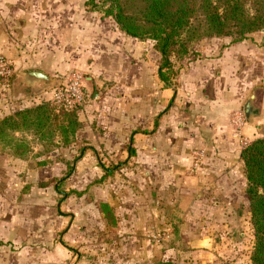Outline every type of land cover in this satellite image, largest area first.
Here are the masks:
<instances>
[{
	"label": "crops",
	"instance_id": "0c3cea01",
	"mask_svg": "<svg viewBox=\"0 0 264 264\" xmlns=\"http://www.w3.org/2000/svg\"><path fill=\"white\" fill-rule=\"evenodd\" d=\"M87 1L0 0V55L13 61L21 76L39 71L55 80L56 74L79 69L111 80L105 86L96 79V93L81 104L76 139L93 152L78 163L75 175L88 179V173L99 172L103 161L85 162L92 153L119 160L109 170L111 185L101 186L109 191L101 188L95 200L111 209L117 225L112 231L126 239H117L113 250L129 259L116 262L231 264L233 240L245 235L241 231L250 217L241 214L246 207L241 140L264 136V44L221 40L216 51L180 71L172 90L135 50L136 39L88 8ZM52 85L13 83L17 95L0 91V120L50 100ZM252 95L254 118L244 123L238 139L232 116ZM177 96L169 114L156 119ZM0 160L14 166L2 152ZM20 231L0 216V245ZM170 237V250L147 255L149 242ZM0 264L16 260L0 257Z\"/></svg>",
	"mask_w": 264,
	"mask_h": 264
},
{
	"label": "rangeland",
	"instance_id": "374dc122",
	"mask_svg": "<svg viewBox=\"0 0 264 264\" xmlns=\"http://www.w3.org/2000/svg\"><path fill=\"white\" fill-rule=\"evenodd\" d=\"M96 1L98 3L99 0ZM90 2L91 0L87 1L88 8L92 9ZM95 5L100 9L102 7L101 4ZM98 14L101 18H111L105 16L103 10L98 11ZM224 39L231 43V37L193 39L186 43L187 52L185 55H171V68L165 72L168 75L169 84L164 85L172 90H177L180 71L184 74V69L188 68L192 61L197 58H206L210 52L216 51L220 47L221 40L224 41ZM247 39L257 40L263 45L264 30L248 35L245 40ZM154 45L155 43L151 40H136L135 50L138 51V54L141 53V58L144 57L151 67L155 65L158 71L160 55ZM0 56L11 61L3 55ZM11 63L13 76L8 82V86H10L8 89H1L5 86L0 85V91L8 90L10 96H13L19 92L18 89L13 90V83L20 86L26 84L13 61ZM83 71L74 69L71 72H77L82 76L83 86L86 90V102L94 95L92 93L98 85L96 79L105 86L112 84L108 77L103 79L102 76H94ZM71 72L56 74L54 76L56 82L49 89L53 92L56 87L66 82ZM46 102H50V100ZM176 104H178V96L169 102L168 108L156 119L169 114L170 107L174 108ZM80 111L81 109L77 114L79 128L70 143L66 145L61 144L57 135L54 144L45 143V145L30 134H20L16 137L23 138L30 149V152L23 158L9 155L8 150H2L3 147L0 146V152L8 155V158L14 161L12 167V165L2 166L4 163L0 160V201H3V204L0 205L2 207L0 216L6 221H14V225L21 230L16 237L7 236L1 242V258L4 257L8 261L16 260V264H53V262L55 264L56 262H62L61 264H121L115 260L118 258L129 259L127 253L120 255L113 250L117 239H120V242H126L125 237L117 236L112 231V228L117 226L113 212L107 204H99L95 201L102 184L111 185L114 172L108 173L107 171L112 168V164L118 163V158L110 160V157L106 155L95 156L92 153V156L87 157L85 162L94 164L103 161L99 172L94 170L88 173V179L82 176L78 178V175H75V167L78 163L85 158L86 153L93 152L90 147L85 146L86 142L82 144L76 139L81 128L78 118ZM245 122H247L246 119ZM153 131L155 128L151 132H147V130L144 132L152 133ZM2 157L5 158V156ZM81 180L85 181V184L79 186L78 183ZM102 189L109 191L107 186ZM243 210L241 214L244 212L246 216V213H249L247 198L246 207ZM100 213L103 214V217ZM241 232L245 235L238 236V240L237 238L233 240V250L228 258L231 264H251L250 256L253 250L254 232L250 224V217ZM173 243L174 240L171 237L159 243L149 242L146 248L147 255L148 251L152 254L155 250L158 253H165L172 248ZM154 245H157L155 249ZM158 261L156 258L155 261H149L148 264H156ZM143 263L144 259H141L135 264Z\"/></svg>",
	"mask_w": 264,
	"mask_h": 264
},
{
	"label": "trees",
	"instance_id": "16d2710c",
	"mask_svg": "<svg viewBox=\"0 0 264 264\" xmlns=\"http://www.w3.org/2000/svg\"><path fill=\"white\" fill-rule=\"evenodd\" d=\"M90 4L91 10H103L111 17L125 35L155 43L160 55L158 77L164 84H169L165 72L171 68V55H185L186 43L193 39L231 37V43H238L264 30V0H91ZM80 109L81 105L68 109L45 101L17 110L0 120V146L23 158L30 149L16 137L20 134H30L43 144H54L57 135L66 145L79 128ZM241 160L254 232L250 262L264 264V136L242 149Z\"/></svg>",
	"mask_w": 264,
	"mask_h": 264
},
{
	"label": "built area",
	"instance_id": "2783aa9c",
	"mask_svg": "<svg viewBox=\"0 0 264 264\" xmlns=\"http://www.w3.org/2000/svg\"><path fill=\"white\" fill-rule=\"evenodd\" d=\"M11 61L5 59L0 56V85L8 86V82L13 76ZM86 98V92L83 86L82 76L77 72H71L66 80V82L62 83L58 87H56L50 98V102L55 106H62L64 108H73L76 105H81ZM231 123L234 128L233 136L236 138H241L240 130L245 123V118L243 112H235L233 113ZM241 143L245 147L248 143ZM243 147V148H244ZM200 157V155H198ZM198 161H196L194 167H197Z\"/></svg>",
	"mask_w": 264,
	"mask_h": 264
},
{
	"label": "water",
	"instance_id": "95a60500",
	"mask_svg": "<svg viewBox=\"0 0 264 264\" xmlns=\"http://www.w3.org/2000/svg\"><path fill=\"white\" fill-rule=\"evenodd\" d=\"M22 78L25 81L26 85L32 84H44V85H51L54 84L56 81L52 78L46 76L42 72L39 71H27L22 74ZM254 95H252L246 102L243 112L245 119L248 123H252L254 118V106H253Z\"/></svg>",
	"mask_w": 264,
	"mask_h": 264
}]
</instances>
